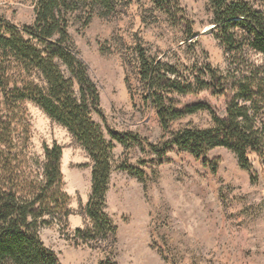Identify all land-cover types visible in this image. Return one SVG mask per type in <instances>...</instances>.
Here are the masks:
<instances>
[{"label":"rangeland","instance_id":"1","mask_svg":"<svg viewBox=\"0 0 264 264\" xmlns=\"http://www.w3.org/2000/svg\"><path fill=\"white\" fill-rule=\"evenodd\" d=\"M0 17L18 27L30 25L34 0H0ZM211 20L210 0H119L110 13L96 11L87 23L71 20L70 38L99 93L103 117L92 118L106 138L113 131L128 142L125 147L113 142L106 193L104 210L116 226L115 237L83 240L74 231L92 226L84 211L91 191L90 159L66 128L25 104L32 153L42 158L45 145L62 147L61 188L69 196L70 214L39 232L61 264H264V168L256 156L249 155L251 168L244 170L225 148L196 158L174 145L163 155L150 147L161 149L183 128L210 127L211 113L223 117L228 99L210 91L175 96L177 108H204L163 130L155 107L144 102L135 49L140 46L183 72L204 63L224 70L226 55ZM245 55L264 62L251 50ZM127 167L140 176L130 175Z\"/></svg>","mask_w":264,"mask_h":264},{"label":"trees","instance_id":"2","mask_svg":"<svg viewBox=\"0 0 264 264\" xmlns=\"http://www.w3.org/2000/svg\"><path fill=\"white\" fill-rule=\"evenodd\" d=\"M161 2L163 0H160ZM119 0H34V20L18 27L0 17V264H61L40 238V229L70 214L69 196L62 191V147H43L42 158L30 149V122L25 108L32 103L66 128L91 163V191L84 211L92 226L75 229L83 240L114 238L116 226L105 212L113 142L127 137L102 128L99 93L78 56L68 28L72 19L87 23L94 12L110 13ZM212 34L226 55V69L208 63L178 70L171 63L135 49L138 77L145 97L155 107L160 125L204 108H177L175 96L210 91L227 97L223 117L211 113V126L186 127L171 134L159 149L174 145L196 158L215 148L231 151L241 169L249 170L250 154L264 168V62L249 60L251 50L264 58V4L249 0H210ZM163 8V7H162ZM212 172L216 164L203 161ZM139 177L140 171L125 168Z\"/></svg>","mask_w":264,"mask_h":264}]
</instances>
